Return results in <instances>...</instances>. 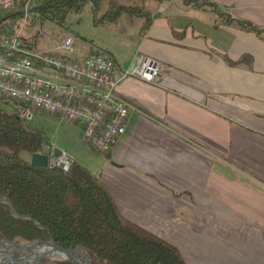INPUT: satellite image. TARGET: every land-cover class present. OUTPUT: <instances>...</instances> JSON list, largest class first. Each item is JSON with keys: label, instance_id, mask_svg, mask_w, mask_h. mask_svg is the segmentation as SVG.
Segmentation results:
<instances>
[{"label": "crops", "instance_id": "obj_1", "mask_svg": "<svg viewBox=\"0 0 264 264\" xmlns=\"http://www.w3.org/2000/svg\"><path fill=\"white\" fill-rule=\"evenodd\" d=\"M155 1L132 59L161 79L121 84L131 111L102 184L186 264H264V0Z\"/></svg>", "mask_w": 264, "mask_h": 264}, {"label": "trees", "instance_id": "obj_2", "mask_svg": "<svg viewBox=\"0 0 264 264\" xmlns=\"http://www.w3.org/2000/svg\"><path fill=\"white\" fill-rule=\"evenodd\" d=\"M103 1L106 11L99 16ZM134 1H49L35 9L32 23L45 19L64 26L68 15L73 11L80 14L91 3L93 22L104 24L125 13H138L140 7H133ZM5 21L3 18L0 31ZM22 40L27 49L36 45L34 35ZM5 105L0 100L1 241L19 245L52 242L77 249L92 264H186L175 246L124 220L98 178L85 168L75 162L67 171L52 165L33 167L30 158L46 148L45 136ZM40 264L70 263L46 260Z\"/></svg>", "mask_w": 264, "mask_h": 264}, {"label": "built area", "instance_id": "obj_3", "mask_svg": "<svg viewBox=\"0 0 264 264\" xmlns=\"http://www.w3.org/2000/svg\"><path fill=\"white\" fill-rule=\"evenodd\" d=\"M49 1L54 0H0V24L3 17L6 19L0 31V100L12 103L15 113L27 122L42 112L77 124L82 140L108 156L125 134L131 111L116 94L118 84L132 77L156 85L161 79L160 65L142 56L132 67L121 69L114 59L103 55L71 60L27 49L22 38L28 18ZM58 49L66 55L73 53L72 37L64 35ZM41 153L47 154V150ZM49 165L67 171L71 161L64 153L59 158L51 154Z\"/></svg>", "mask_w": 264, "mask_h": 264}, {"label": "rangeland", "instance_id": "obj_4", "mask_svg": "<svg viewBox=\"0 0 264 264\" xmlns=\"http://www.w3.org/2000/svg\"><path fill=\"white\" fill-rule=\"evenodd\" d=\"M133 3V7H140L138 13H125L116 21L105 20L104 24L93 22L91 3H87L80 14L73 11L68 15L64 26L45 19L32 23L34 16L31 14L23 36H36V45L29 49L32 51L50 52L58 56H67L71 60H82L89 54H98L112 58L118 65L123 64L129 68L136 61L132 59V56L140 36L144 33L143 28L148 23L152 12H155L158 7L155 0H135ZM98 11L99 16L104 14L105 1L101 3ZM64 35H70L73 39L74 51L71 54L66 55L64 51L58 49ZM116 78H119L118 74ZM126 81L137 80L128 77L118 84L116 94L124 100H126L125 95L121 93L120 87ZM3 107L13 109L12 103H7ZM28 122L33 129L42 132L46 142L52 146V148L46 146L42 150H47L48 157L53 154L52 149L57 148L98 178L102 184L101 174L104 175L107 168V155L97 152L82 140V130L77 124L60 121L57 117L42 112H36L33 120ZM42 151L38 153L42 154ZM67 155V161L70 162ZM17 254L21 256L23 253L19 251Z\"/></svg>", "mask_w": 264, "mask_h": 264}, {"label": "water", "instance_id": "obj_5", "mask_svg": "<svg viewBox=\"0 0 264 264\" xmlns=\"http://www.w3.org/2000/svg\"><path fill=\"white\" fill-rule=\"evenodd\" d=\"M48 148L52 146L46 143ZM53 156L59 158L61 150L53 148ZM33 167H47L49 157L45 154L35 153L30 158ZM24 255L19 256L17 253ZM51 260L58 262H68L70 264H92L77 249H64L52 242L29 241L24 244H13L0 240V264H40L43 261Z\"/></svg>", "mask_w": 264, "mask_h": 264}, {"label": "flooded vegetation", "instance_id": "obj_6", "mask_svg": "<svg viewBox=\"0 0 264 264\" xmlns=\"http://www.w3.org/2000/svg\"><path fill=\"white\" fill-rule=\"evenodd\" d=\"M21 256H23V254Z\"/></svg>", "mask_w": 264, "mask_h": 264}]
</instances>
